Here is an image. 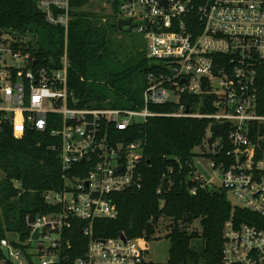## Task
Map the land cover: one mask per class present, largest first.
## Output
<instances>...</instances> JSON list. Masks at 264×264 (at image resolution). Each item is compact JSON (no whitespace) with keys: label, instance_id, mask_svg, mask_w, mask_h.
<instances>
[{"label":"built area","instance_id":"2783aa9c","mask_svg":"<svg viewBox=\"0 0 264 264\" xmlns=\"http://www.w3.org/2000/svg\"><path fill=\"white\" fill-rule=\"evenodd\" d=\"M107 3L111 13L117 7V24L133 19L124 30L146 40V57L155 66L146 76L140 109L79 107L69 87L71 0L37 2L45 21L65 32L59 68L40 64L28 43L16 37L4 41L0 32V126L10 125L16 139L28 127L49 133L65 173L63 190L45 194L53 211L25 217V239L12 231L0 234V264H151L145 240L96 237L94 223L117 218L114 196L142 188L143 143H127L120 133L155 117L209 120L199 157L210 171L197 162L188 174L195 184L190 192L228 194L232 212L224 226L222 264H264V105L258 88L264 0ZM185 94L196 102L186 106ZM151 106L172 111L153 112ZM225 123L223 132L211 131ZM73 169L79 176L67 175ZM238 209L250 217L239 221ZM78 221L88 243L84 254L73 258L69 235Z\"/></svg>","mask_w":264,"mask_h":264},{"label":"trees","instance_id":"16d2710c","mask_svg":"<svg viewBox=\"0 0 264 264\" xmlns=\"http://www.w3.org/2000/svg\"><path fill=\"white\" fill-rule=\"evenodd\" d=\"M38 1L0 0V32L17 39L31 35L27 48L34 58L40 64L59 68L65 52V32L34 13L33 5ZM90 1L71 0L73 19L67 40L70 90L79 100V107L140 109L146 76L155 66L146 54L123 57L114 50L110 35L118 30L117 7L106 15L110 23L104 24L101 15L82 11ZM258 88L264 105V65L259 69ZM182 100L186 106L196 102L188 94ZM150 110L168 113L172 108L151 106ZM208 127L206 119L155 117L121 132L127 143H143L142 188L114 196L118 216L96 220L95 236L118 238L124 234L128 239L142 238L148 244L166 229L170 242L168 264H222L224 226L232 212L228 194L198 189L193 195L190 191L195 184L188 178L189 172L195 171L199 157L196 149H202ZM51 143L47 132L28 127L24 137L16 139L10 125L0 126L1 235L12 231L25 239V217L53 211L45 194L63 190L65 173ZM67 175L79 176L77 169ZM159 187L163 188L161 194ZM236 215L239 221L250 217L240 209ZM196 222L200 228L195 227ZM69 238L71 256H82L88 243L82 234V222H76Z\"/></svg>","mask_w":264,"mask_h":264},{"label":"rangeland","instance_id":"374dc122","mask_svg":"<svg viewBox=\"0 0 264 264\" xmlns=\"http://www.w3.org/2000/svg\"><path fill=\"white\" fill-rule=\"evenodd\" d=\"M107 1L108 0H91L89 4L82 8V11L86 13L101 15L103 17L102 23L108 24L110 22L107 21L106 15L111 14V9ZM111 32L112 33L110 35V38L112 41V48L119 51L123 57L128 54H140L141 57L145 56L147 45L146 40L141 35L132 33L128 29H126L124 32L119 30H112ZM13 38L15 37L13 35H9L8 33H3L2 35V39L4 41H11ZM20 40H23L24 44H26L32 40V36L28 35L24 38H20ZM89 85H94L93 87L96 88L95 83H90ZM196 152L200 154V148L196 149ZM197 161L202 163L204 167L210 171V167L206 159L198 157ZM2 176L3 174L0 173V179L2 178ZM230 199L231 201H233L232 197H230ZM195 227L200 228L199 222L195 223ZM167 234L168 231L164 229L155 239L151 240L147 244L145 251V260L148 263L168 264L170 242L166 238Z\"/></svg>","mask_w":264,"mask_h":264},{"label":"water","instance_id":"95a60500","mask_svg":"<svg viewBox=\"0 0 264 264\" xmlns=\"http://www.w3.org/2000/svg\"><path fill=\"white\" fill-rule=\"evenodd\" d=\"M162 4H166L165 2H163ZM33 9H34V13L37 15V16H42V11L39 9L37 3H34L33 5ZM133 21V19L129 20V21H124V20H119L118 21V30L119 31H124L125 27H127L131 22ZM34 64H37V62H35ZM234 110V109H233ZM229 125V123H225V124H222V125H214L212 126L211 128V131L214 132V133H221L224 131V129ZM198 169L207 177V173L201 168L200 165H198ZM39 237V233L36 232V234L34 235V239H37ZM121 238L123 240H125V237L122 235Z\"/></svg>","mask_w":264,"mask_h":264}]
</instances>
